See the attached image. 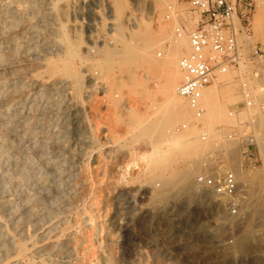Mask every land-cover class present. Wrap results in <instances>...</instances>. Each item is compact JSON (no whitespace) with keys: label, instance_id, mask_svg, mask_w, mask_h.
Masks as SVG:
<instances>
[{"label":"rangeland","instance_id":"obj_1","mask_svg":"<svg viewBox=\"0 0 264 264\" xmlns=\"http://www.w3.org/2000/svg\"><path fill=\"white\" fill-rule=\"evenodd\" d=\"M10 1V9L29 6L27 0ZM68 1L60 17L64 35L74 42L80 31L82 53L93 44L120 52L118 57L87 55L84 101L77 97V107L74 100L75 110L60 124L71 148L77 137L84 140V160L71 172L69 204L53 206L61 221L55 232L64 231L71 259L77 264H264V64L240 66L223 83L216 77L211 85L218 83L220 92L217 113L202 122L195 116L185 121L166 109V85L174 73L176 88L180 85L177 63L189 52L188 34L198 20L187 1L126 0L118 31L111 24V0ZM259 17L248 35L239 36L244 55L251 45L264 49V16ZM141 33L147 41L136 40ZM126 42L146 53L128 55ZM71 64L77 66L78 58ZM186 131L201 142L198 149L171 156L164 172H147L139 162L121 180L132 153H150ZM225 172L239 184L233 204L194 186L200 174ZM60 185L63 193L66 187ZM191 188L202 200L189 198Z\"/></svg>","mask_w":264,"mask_h":264},{"label":"bare ground","instance_id":"obj_2","mask_svg":"<svg viewBox=\"0 0 264 264\" xmlns=\"http://www.w3.org/2000/svg\"><path fill=\"white\" fill-rule=\"evenodd\" d=\"M27 1V8L10 9L13 1L0 0V264H77L71 259L64 231L60 235L55 232L61 221L55 219L53 206L69 204L66 194L69 198L71 172L75 163L84 160V140L83 137H77L71 148L62 139L65 137L60 124L63 125L69 112L74 109V100L76 107L79 102L77 97L80 99L82 80L86 75L83 72L89 61L87 55L118 57L120 52L103 50V47L93 44L87 45L85 53H82L81 45L84 42L80 31H77L76 41H71V38L64 35L66 24L60 20L66 14L68 0ZM15 3L19 5L16 0ZM256 4L257 12L251 24L258 23L257 17L260 15L264 16V0H256ZM127 6L126 0H111L110 19L117 31L123 30L120 20ZM167 9L172 11L171 7ZM253 26L255 28L258 25ZM180 36L178 34L177 37ZM136 40L147 41L142 33L136 35ZM125 48V52L132 57L135 53H146L128 43ZM76 57L78 65L73 68L72 59ZM227 77L217 75L216 80L223 83ZM175 79L176 73L167 81L169 97L166 109L169 113L182 114L185 121H188L195 114L177 94ZM217 84L203 89L200 104L205 107L206 113L199 118L194 117L198 122L211 118L214 109L218 108L215 107L220 93ZM80 100L84 101L82 97ZM192 133L186 131L181 136L177 135L142 156L132 153L121 180L139 162H145L147 172H164L171 156L200 147L201 142L193 141ZM202 135L201 132L200 137L206 140ZM61 183L66 187L63 193L58 192L56 187V184ZM194 186H197L196 183ZM189 196L190 199L195 196L201 200L203 198L202 193L196 192L194 188L190 189Z\"/></svg>","mask_w":264,"mask_h":264},{"label":"built area","instance_id":"obj_3","mask_svg":"<svg viewBox=\"0 0 264 264\" xmlns=\"http://www.w3.org/2000/svg\"><path fill=\"white\" fill-rule=\"evenodd\" d=\"M186 1L198 20L188 34L189 52L177 63L181 81L176 92L199 118L204 113L200 104L203 89L211 85L217 75H228L245 64L262 66L264 49L261 44L251 45L244 55L243 42L239 40L240 35L250 32L254 11L252 0ZM176 33L178 36L179 30ZM247 94L246 98L250 99ZM250 105L251 100H248L246 106ZM248 141L252 143L253 140ZM195 183L233 204L238 184L233 173L198 175Z\"/></svg>","mask_w":264,"mask_h":264}]
</instances>
